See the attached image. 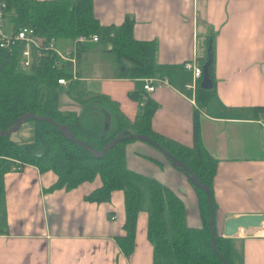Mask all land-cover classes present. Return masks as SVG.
<instances>
[{
	"label": "crops",
	"instance_id": "1",
	"mask_svg": "<svg viewBox=\"0 0 264 264\" xmlns=\"http://www.w3.org/2000/svg\"><path fill=\"white\" fill-rule=\"evenodd\" d=\"M92 3L94 18L102 27H117L131 19L133 37L154 42L156 68L170 73L167 85L147 93L142 91L144 79L123 74L126 65L117 62L116 72L88 54L91 50L84 53L81 48L72 82L79 79L85 86L67 93L66 100L60 97L59 110L77 113L82 141L100 149L102 141L116 131L115 116L104 98L130 121L151 100L157 105L152 130L190 147L196 91L185 88L192 84V72L183 64L204 57L210 42L215 89L198 119L202 146L218 161L212 183L216 233L222 234L229 217L264 214V121L255 118L253 111L264 106V0ZM81 55L99 64H85ZM125 161L129 170L152 177L176 193L186 225L200 227L197 194L184 173L156 149L136 140L126 145ZM55 180L51 172L40 174L31 166L4 174L0 264H174L170 259H154L146 234L148 214L142 211L137 216L133 252L128 257L122 254L114 240L123 232L121 192H113L108 202H86L84 197L99 185L95 180L70 191L44 193ZM229 241L234 264H264V223L257 229H240Z\"/></svg>",
	"mask_w": 264,
	"mask_h": 264
},
{
	"label": "trees",
	"instance_id": "2",
	"mask_svg": "<svg viewBox=\"0 0 264 264\" xmlns=\"http://www.w3.org/2000/svg\"><path fill=\"white\" fill-rule=\"evenodd\" d=\"M4 1L5 18L17 24V28H32L45 43L59 40L73 41L81 35H96L98 40L110 46V52L116 60L128 62L123 73L125 76L131 79H147L170 73L168 70L156 68L154 42L137 40L133 37L131 19H124L117 27L100 26L94 18L92 0ZM206 56L207 54L197 58L201 67L207 59ZM17 64V51L9 54L0 49V132L13 127L18 117L33 113L35 116L48 117L56 124L64 126L75 140L82 141L78 135L77 113L60 111L57 104V80L71 78V75L63 69V61L53 53H46L37 61L33 75L18 71ZM208 76L213 84L212 90H201L198 85L195 92L193 141L190 147L164 138L152 130L151 117L157 106L154 101L147 100L140 106L135 118L130 121L112 102L104 98L115 116L116 131L102 141L101 148L96 150L100 151L122 131L145 135L185 165L202 185L208 187L215 208L212 183L218 161L202 146L198 119L199 112L204 110L215 89L212 61L208 66ZM41 84L48 88L46 101L42 104L38 100V87ZM253 111L255 118L264 121V106L255 107ZM30 120L32 121V119L25 121ZM33 122V139L29 143L16 144L9 136L0 135V195L4 174L17 163L21 168L31 166L40 174L51 172L54 175L55 182L45 189L44 193L61 189L70 191L83 183L99 180V185L91 190L84 200L100 204L108 202L113 192L122 193L125 212L123 232L114 240L123 255L128 257L133 252L137 216L144 209L142 203L146 199L145 209L148 214L146 234L153 249L154 259H170L175 264H223L221 261L223 259L227 264H232L229 238H223L216 233L215 246L220 257L212 251L209 205L206 195L201 190L191 184L197 194L201 219L200 227L192 228L186 225L184 206L176 193L156 179L127 168L125 148L134 140L123 139L107 150L103 156L94 157L81 145L69 140L62 130L51 123L34 120ZM175 169L184 173L183 169L178 167Z\"/></svg>",
	"mask_w": 264,
	"mask_h": 264
},
{
	"label": "water",
	"instance_id": "3",
	"mask_svg": "<svg viewBox=\"0 0 264 264\" xmlns=\"http://www.w3.org/2000/svg\"><path fill=\"white\" fill-rule=\"evenodd\" d=\"M206 54H207V59L204 62V64L202 65V77L200 80L199 87L201 90L210 91V90H212V87H213L212 81L209 79V76H208V66L210 65V63L212 61L211 43L210 42L208 44ZM27 119H32L34 121H45V122L51 123L57 129L62 130L66 134V136L69 138V140L74 141V142L78 143L79 145H81L84 149L88 150L94 157L103 156V154L107 150L111 149L117 142H119L123 139L136 140V141L146 142V143L150 144L157 151H159L165 158L170 159V161L174 167H178L180 169H183L186 177L193 184V186H195L197 189L201 190L206 195L207 203L209 205V231H210L211 248H212V251L214 253H216V255L219 257L218 253L216 252V247H215V234L216 233H215V227H214V205L212 203L210 190L208 189L207 186L202 185L193 176L191 171L185 165H183L178 160H176L172 155H170L165 149H163L161 146H159L153 140L149 139L145 135L135 134V133H132L130 131H122L119 134H117L113 139H111L107 144H105L104 147L100 151H98V150L93 149L90 145H88L82 141L75 140L64 126L56 124L55 122H53L48 117L35 116L33 113L24 114V115L18 117L15 120L14 126L5 132H0V135L8 136L11 133L16 132L20 128L21 124ZM262 223H264V214H262V215L244 214V215H238L235 217H229V218L224 220L221 236L223 238H230V237H233L234 235H236L240 229L241 230H247L250 228L257 229L261 226ZM222 262H223V264H227L223 260H222Z\"/></svg>",
	"mask_w": 264,
	"mask_h": 264
},
{
	"label": "built area",
	"instance_id": "4",
	"mask_svg": "<svg viewBox=\"0 0 264 264\" xmlns=\"http://www.w3.org/2000/svg\"><path fill=\"white\" fill-rule=\"evenodd\" d=\"M6 3L4 0H0V49L6 53L12 54L17 51V55L20 57L21 66L28 67L30 65V54L29 51L25 48L20 49V46L23 45L27 47L32 45L36 47L37 61L39 58L46 55V53H53L60 61H70L75 64L76 52L78 47L85 44L87 41L98 42L96 35L91 36H79L72 41L71 48H65L59 50L54 41H49L47 43L43 42L40 37L33 31L30 27H18L14 30L5 31L4 28V18H5ZM184 68L192 72V84L185 85L186 89L196 91L197 85L202 77V67L197 63V60L186 61L183 64ZM76 80L75 73L71 75L69 80L58 79L57 83L59 85H66L68 82ZM166 84V80H159L154 77L144 79V84L142 86V91L151 93L156 87H161ZM22 169L21 166L17 163L16 166L11 167V171Z\"/></svg>",
	"mask_w": 264,
	"mask_h": 264
},
{
	"label": "rangeland",
	"instance_id": "5",
	"mask_svg": "<svg viewBox=\"0 0 264 264\" xmlns=\"http://www.w3.org/2000/svg\"><path fill=\"white\" fill-rule=\"evenodd\" d=\"M3 24H4V28H5V31L6 32H8L9 30H14V29L17 28V24L11 23L10 20H9V18H7V17L4 18ZM81 36H83V35H81ZM90 43H95V42L87 41L85 44L81 45L80 48L78 47L76 54H78L79 50L81 48H83V47H84L83 49L85 50L84 53H87L88 50H91V51L88 52V54H90L92 56H98L99 57V61H101L104 65H107L109 68H114V70L116 72L118 71L117 70V67L119 66V64H117V62H121L122 64H124L126 66L128 65V62L127 61H123V60L122 61H118V60L115 59L114 55L110 52V46L106 42L100 40L98 43L96 42V44H90ZM55 45H56V47L59 50H63L65 48H71L72 47V41L71 40H59V41L55 42ZM23 48H25V49H27L29 51V54H30V65L28 67H24L23 68L21 66L20 57H19V55H17V59H18L17 70L20 71V72H23L25 74L33 75L35 73V69H36V66H37L36 47H34L32 45H28L27 47H24L23 45H21L20 46V49H23ZM81 60H83V62L85 64H93V65L94 64H97V65L99 64L98 60L97 61H93V62L90 61L89 59L88 60H85V59H83V56L82 55H81ZM196 60H197V58H196ZM74 63L75 64H73L70 61L63 62V64H64L63 69H64V71L67 74L72 75L74 69H75V72H76V59H75V62ZM154 78L159 79V80H166V84L165 85H167L168 82H169V77L167 75H164V76H154ZM73 82H75V80H73ZM73 82H68V83H66V85H59L57 83L58 84V101H57L58 108L60 106V104H59V98L60 97L62 99H65L66 100L68 98L67 97V93H69V94H70V92L76 93V91L78 92V91L83 90V87L85 86V83L84 82H82V81L79 82V79L77 80V83H74L73 84ZM47 91H48V88L45 85H43V84H41L38 87V100H39V103L40 104L45 103ZM83 102L86 103V101H83ZM32 128L34 129V122H33V120L32 121L31 120L30 121H24L21 124L20 128L16 132L11 133L8 136L16 144L29 143L33 139V129ZM148 145L151 146L150 144H148ZM145 206H147V200L146 199L142 203V208H144V209H142L141 211L147 213L146 212V209H145ZM169 233H170V236H171V234H172L171 231ZM215 233H216V231H215ZM222 260L223 259H221V261ZM231 260H232V257H231ZM170 261H172V260H170ZM172 263H174V262L172 261ZM232 264H234L233 261H232Z\"/></svg>",
	"mask_w": 264,
	"mask_h": 264
},
{
	"label": "bare ground",
	"instance_id": "6",
	"mask_svg": "<svg viewBox=\"0 0 264 264\" xmlns=\"http://www.w3.org/2000/svg\"><path fill=\"white\" fill-rule=\"evenodd\" d=\"M77 55V54H76ZM207 57V56H206ZM74 68V67H73ZM77 70V69H76ZM160 76V75H159ZM198 87V86H197ZM159 152V151H158Z\"/></svg>",
	"mask_w": 264,
	"mask_h": 264
}]
</instances>
